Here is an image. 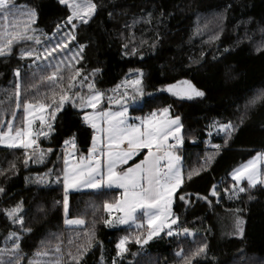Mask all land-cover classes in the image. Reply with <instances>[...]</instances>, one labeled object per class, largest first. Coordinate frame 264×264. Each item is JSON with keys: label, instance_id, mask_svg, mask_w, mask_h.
<instances>
[{"label": "trees", "instance_id": "16d2710c", "mask_svg": "<svg viewBox=\"0 0 264 264\" xmlns=\"http://www.w3.org/2000/svg\"><path fill=\"white\" fill-rule=\"evenodd\" d=\"M91 2L95 13L76 29L64 27L71 13L59 0H12L14 14L0 15V33L6 34L15 30L12 25L23 31L28 20L24 14L36 13L27 33L32 39L14 42L12 52L0 56V128L6 131L8 121L23 126V107L17 108L18 82L21 101L48 104L53 99L58 102L62 91L87 95L88 84L94 82L95 90L105 93L100 107L106 109L119 106L107 99L117 85L139 75L143 98L152 103L143 111L133 110L138 105L130 107L129 114L143 116L170 105L171 115L181 117L183 144L178 154L184 180L178 191L190 202L178 196L173 202L180 235L169 237L163 232L137 244L136 237L146 236L147 228L106 225L104 204L116 202V190L70 193L68 209L63 208L64 141L75 134L78 155L86 154L93 135L82 120L83 112L69 101L52 121L53 130L36 137L37 149L0 147V260L5 264L9 260L12 264H185L178 251L190 255L207 245L206 254L194 258L195 264H264V187L242 182L239 186L246 190L239 192L230 175L264 150V97L245 107L264 91V0ZM70 30L76 38L69 41V48L75 51L84 45L79 63L68 49H58L46 62L35 61L36 53ZM25 51L34 55L22 56ZM57 68L58 80L47 79ZM16 69L21 73L19 81ZM75 69L81 75L72 81ZM182 81L205 95L188 99L164 90L168 85L183 87L178 83ZM69 83L75 88L69 89ZM228 122L235 126L230 137L217 131L219 124ZM25 151L30 157L27 164ZM214 185L219 196H209ZM226 188L234 194L226 193ZM16 205L24 228L31 231H21V225L6 215ZM64 218L81 219L84 225L65 227ZM238 221H243L242 232ZM184 228L192 235H183ZM12 232L20 235L15 257ZM124 237H129L127 251L117 256L116 244Z\"/></svg>", "mask_w": 264, "mask_h": 264}, {"label": "snow or ice", "instance_id": "6c2138e0", "mask_svg": "<svg viewBox=\"0 0 264 264\" xmlns=\"http://www.w3.org/2000/svg\"><path fill=\"white\" fill-rule=\"evenodd\" d=\"M60 4L66 5L70 10V15L67 17V24L72 25V29H76L75 21L87 24L96 10V5L91 0H59ZM16 11V5L12 0H0V15L5 18L12 16ZM28 20L23 24V31L19 30V25H12L15 30H9L6 34L0 33V56H6L12 52V45L22 39H32L28 35V28L31 23H34L33 17L36 13H25ZM60 31V25H57V33ZM75 34L73 31L65 33V36L51 47H45V59L52 56L57 49L64 52L68 49L71 52L72 59L79 63L83 57L80 53L84 49L81 45L79 49L72 51L69 48V41L74 40ZM22 56L31 57L34 55L31 51L21 53ZM67 56V53H64ZM79 57V59H77ZM39 59L40 55L37 54ZM55 59V57H53ZM51 65H45L42 70H46ZM59 68L53 71L52 75L47 77L51 81H57V72ZM98 71V70H97ZM15 75L21 76L20 70H15ZM81 75L80 69H75V76L71 77L72 81ZM84 81L88 80L87 76L83 77ZM183 87L178 88L177 85H168L164 89L174 96L180 98L192 99L193 97H203L205 93L196 88L189 81L178 82ZM127 85L131 86V92L127 87L123 93H120V99H115L114 96H108L109 104L119 105V110L103 109L100 107L105 98V93L95 90V83H89V93L82 94L79 91H62L59 101L53 99L51 104L46 102H31L20 100V84L17 83V108L22 105L24 112V120L22 127H15L13 121L7 122V131L0 128V143L7 142L8 147L23 148L25 150L33 148L36 144L37 136H47L52 130V122L56 119L57 113L62 111L65 105L70 101L73 107H78L83 112L82 120L93 129L92 144L88 149V156L82 157L80 161L71 167L68 166V156H65V168L63 175V185L65 191L64 207L68 209V190L70 188L87 187L97 190L111 189L117 187L123 190L122 198L116 200L115 204L105 203L104 209L111 212L115 209L120 215L116 217L119 224L135 223L141 220L138 213L143 214V219L138 228H143L147 225V235L137 236L136 243H147L154 236H159L160 233L167 228V236L180 235L179 217L175 216L172 211L174 199L178 196L181 201L189 203L185 195H180L179 189L182 186L184 176L181 166V157L177 154L183 144L182 128L180 116L171 115V106L161 107L150 111L143 116H136L134 121L129 122L130 107L138 105V108L133 107V110L143 111V108L148 106L152 101L144 99V89L142 80L126 81ZM117 85V90L120 88ZM69 89H74L75 84L69 83ZM137 96L141 99L137 100ZM264 97V91L249 101L245 105L255 104L256 100ZM91 109V112L85 111ZM16 113L13 114L15 118ZM39 122V131L34 129L35 122ZM47 129V131L45 130ZM235 130V126L228 122L219 124L217 131L224 132L230 137L231 132ZM225 139V143H227ZM71 144L75 148V134L64 141V145ZM219 149V145H214ZM142 155L143 159L135 162L134 157ZM25 164L28 163L29 156L25 151ZM85 160L87 162L85 163ZM264 160V153H257L256 157L250 159L247 163L234 169L231 172V179L236 183L233 185L235 189L241 185L243 180H247L249 187H255L259 183H264L260 178L261 173L258 170V162ZM129 161L133 163L126 169L120 168L121 165H127ZM192 173L188 174V179H191ZM246 189L239 186V192H244ZM3 191V189H0ZM225 192L229 195L226 188ZM199 196V194H197ZM209 196H219V192L214 185L209 192ZM208 199V197H202ZM21 211L20 205H16L11 209L6 210V215L13 220L14 223L21 225V231H31L24 228L23 217L18 213ZM67 224H83L80 219L66 220ZM104 223L109 225L112 223L111 218L105 219ZM243 221H238V230L242 232L239 225ZM176 226V230L174 227ZM185 236L192 235L188 228L183 229ZM9 238L13 241L12 253L16 256V249L20 246V235L16 232L10 233ZM129 237L122 238L117 244V256L127 251V243ZM207 245L199 246L190 255H185L183 250L178 251L176 255L181 257L185 264H195L194 258L206 254ZM0 264H5L0 260ZM6 264H12L9 260Z\"/></svg>", "mask_w": 264, "mask_h": 264}, {"label": "rangeland", "instance_id": "374dc122", "mask_svg": "<svg viewBox=\"0 0 264 264\" xmlns=\"http://www.w3.org/2000/svg\"><path fill=\"white\" fill-rule=\"evenodd\" d=\"M81 2H83V0H81ZM66 23H67V22H66ZM75 23L78 24V23H81V22H79V21H75ZM64 27H71V28H72V25L65 24ZM64 29H66V28H64ZM66 31H68V30L66 29ZM65 33H66V32H63L62 35H60L58 38L61 39L62 37H64V36H65ZM24 41H25V40H24ZM57 41H58V40H57ZM55 43H56V41L54 40L53 43H50V45H49V46H46V47L51 48ZM44 48H45V47H43V49H41L42 52L36 53V55H37V54L40 55V58H39V59H37V58H36V55H35V61H36V62H46V61H48V58H50V57L48 56L47 59H45V55H46V54H45L44 51H43ZM56 52H58V49L56 50ZM16 78H17V80L19 81V78H18L17 76H16ZM137 78H140V76L137 75L136 77L132 78L131 80H135V79H137ZM120 86H121V87H120L118 90L116 89V91L112 92V94H110V96H114L115 99H116V98H119V97H120V93H123V92L125 91V88H126V87H127L128 91L131 92V90H132V89H131V86L126 84V81H124L123 83H121ZM139 98H140V96H137V100H138ZM130 118H131V119H130L129 122H137V123H138V121H134V118H135L134 116H130ZM51 122H52V121H51ZM34 126L37 128V131H39V122H38V121L35 122ZM45 130L47 131V129H45ZM33 148L37 149L36 144L33 146ZM260 153H264V150L261 151ZM256 155H257V154L252 155V156L249 157L246 161H244L241 165L247 163L250 159H253L254 157H256ZM87 156H88V153H86L85 155L80 154L79 158L76 159V158H74L73 156L71 157L70 155H68V166L71 167L72 165L78 163L82 157H87ZM86 162H87V160H85V163H86ZM241 165H240V166H241ZM240 166H238V167H240ZM238 167H237V168H238ZM64 168H65V160L63 161V170H64ZM258 170H259V172L261 173L260 178H261L262 180H264V160H261V161L258 162ZM63 175H64V171H63ZM41 182H43V180H41ZM242 182H247V180L245 179V180H243ZM242 182H241V183H242ZM257 185H261V186L264 187V183H259V184H257ZM112 188H114L115 190H121L122 193H123V190H122V189H119V188H117V187H112ZM63 190H64V185H63ZM84 191H97V189H92V188H87V187L70 188V189L68 190L67 195H69L70 193L84 192ZM64 193H65V191H64ZM64 197H65V196H64ZM121 198H122V195L118 194V199H121ZM118 199H117V200H118ZM112 204H115V203H112ZM62 205H63V208H64V199H62ZM104 212H105L106 215H107V219H108V218H111L112 223H110V224L108 225V226L111 227V228H117V227H123V228H126V227H130V226H131V227H132V226H133V227H136L137 224H139V223L141 222V220L143 219V216H140V215H139L140 218H141V220H137L135 223H133V222H129L128 224H119L118 221L116 220V217H117L118 215H120V213H118L115 209H113L111 212L106 211V210L104 209ZM117 213H118V214H117ZM66 220H67V218H64V222H63V224L65 225V227H68V226H70V227H81V226L84 225V223H83V224H67V223H65ZM73 220H75V219H73ZM80 220H81V219H80ZM144 228H147L146 223L144 224ZM163 232H167V228H165V229L160 233V235H161ZM160 235H159V236H160ZM183 235H184V234H183ZM155 237H158V236H154L153 238H155ZM150 240H151V239H150Z\"/></svg>", "mask_w": 264, "mask_h": 264}, {"label": "crops", "instance_id": "0c3cea01", "mask_svg": "<svg viewBox=\"0 0 264 264\" xmlns=\"http://www.w3.org/2000/svg\"><path fill=\"white\" fill-rule=\"evenodd\" d=\"M119 107L120 106H117V107H108V108H106V109H111V110H119ZM85 111H88V112H91L92 110L91 109H86ZM131 115L129 114V117H130ZM135 117V116H134ZM131 119V118H130ZM86 124V123H85ZM87 125V124H86ZM87 127H89V128H91L89 125H87ZM92 129V128H91ZM93 130V129H92ZM6 131H7V129H6ZM0 147H2V148H6V149H23V148H11V147H8V145H7V142H5V143H0ZM87 153H88V151H87ZM178 154V153H177ZM71 157L73 156L74 157V155L73 154H69ZM83 155H85V154H83ZM179 155V154H178ZM68 156V155H67ZM79 156L80 155H77V157H76V159H78L79 158ZM75 158V157H74ZM135 158H137V157H134V159ZM141 159H143V156L141 155L140 156V158H139V160H141ZM139 160L137 161V162H139ZM133 163V161H129L128 162V164L127 165H121L120 166V168H122V169H126L128 166H130L131 164ZM106 190H115L114 188H111V189H106ZM116 191H119V194L120 195H122V191L121 190H116ZM118 214V213H117ZM138 215H140V216H143V214L142 213H138Z\"/></svg>", "mask_w": 264, "mask_h": 264}, {"label": "built area", "instance_id": "2783aa9c", "mask_svg": "<svg viewBox=\"0 0 264 264\" xmlns=\"http://www.w3.org/2000/svg\"><path fill=\"white\" fill-rule=\"evenodd\" d=\"M63 158H65L66 155L73 154L76 158L79 152V149L75 146V148L72 147V145L65 146L61 149Z\"/></svg>", "mask_w": 264, "mask_h": 264}, {"label": "bare ground", "instance_id": "6f19581e", "mask_svg": "<svg viewBox=\"0 0 264 264\" xmlns=\"http://www.w3.org/2000/svg\"><path fill=\"white\" fill-rule=\"evenodd\" d=\"M116 91V90H115Z\"/></svg>", "mask_w": 264, "mask_h": 264}]
</instances>
